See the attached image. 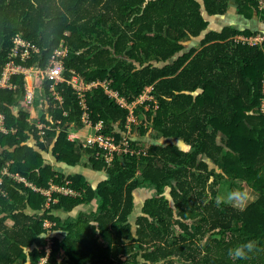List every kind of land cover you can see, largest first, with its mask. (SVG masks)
<instances>
[{
	"label": "trees",
	"instance_id": "16d2710c",
	"mask_svg": "<svg viewBox=\"0 0 264 264\" xmlns=\"http://www.w3.org/2000/svg\"><path fill=\"white\" fill-rule=\"evenodd\" d=\"M234 2L239 15L264 22V0ZM229 9L230 0H0V77L16 36L41 48L29 67H48L65 40L66 78L73 69L86 82L112 80L129 102L147 87L153 97L135 105L130 122V109L103 87L86 92V109L73 85L36 78L49 104L42 130L22 107L25 75L12 79L15 89L0 88V264H264V40L242 41L258 32L233 26L207 30L210 16ZM86 115L121 146L111 162L108 151L70 139ZM138 122L140 136L155 141L147 147L124 137ZM52 158L73 168L88 159L108 179L94 186L56 170ZM210 162L223 166V183L254 190L255 202L244 211L218 206L222 179L212 181ZM53 186L79 194L54 191L49 200L43 190ZM142 188L153 193L135 230ZM94 201L98 209L78 218L56 215ZM248 241L256 249L247 259L229 257Z\"/></svg>",
	"mask_w": 264,
	"mask_h": 264
},
{
	"label": "built area",
	"instance_id": "2783aa9c",
	"mask_svg": "<svg viewBox=\"0 0 264 264\" xmlns=\"http://www.w3.org/2000/svg\"><path fill=\"white\" fill-rule=\"evenodd\" d=\"M254 38V39H252ZM242 41H249L251 43L263 41L264 38L261 39V37L255 36L251 38H241ZM14 47L11 52L10 61L7 63L4 74L2 77H0V88L1 89H15L16 87L12 83V79L15 77V75L24 74L26 77L27 85V101L31 104L35 101V93L29 88V78L35 77V78H47L52 79L56 82V84H59L61 82H67L76 89L77 93L80 95V98L83 100L82 104L87 109L86 106V92L93 89H100L101 87L105 88L107 93L111 97H115L118 99L119 103L125 106L126 108L130 109V122H136V119L133 114V109L136 104L142 103L140 102V98L142 95H140L138 98H136L134 101L129 102L126 98L122 97L118 91H115L112 89L110 84L112 83V80H105V81H94V82H86L85 78L82 77L80 74L77 73L76 70H71L72 77L66 78L65 72H66V64H65V58L69 54V47L66 44V41L63 40L61 46L55 51L53 57L51 58V64L48 65L46 68H42L39 65V62L37 65L29 67L25 65L24 62H27L29 59H31L35 54L41 53V48L28 41L21 35H18L14 38ZM21 58L22 62H19L18 59ZM152 88V87H151ZM55 90V86H54ZM57 99L61 100L59 95L57 96ZM145 101V100H144ZM143 101V102H144ZM133 105V106H131ZM87 119L85 120L86 125L88 128H91L95 130L94 134L90 136L87 143L83 144L84 148H94L96 146H99L101 149H104L108 151V155L106 156L108 161L111 162L112 158L110 156H113L115 152L121 151V146L116 143V139L114 137H108L104 136L103 134H100L99 132L102 129V126H98L97 128L93 127V123L88 119V115H86ZM0 119L3 123L4 117L0 116ZM130 128V126H129ZM45 129V128H43ZM42 129V130H43ZM7 132L6 130H4ZM131 131L124 135V137H128V139L132 140L130 138ZM127 152H128V144L125 143ZM21 181L26 182L25 179H22ZM1 184V182H0ZM56 191L58 193H62L67 196H77L79 193L75 190H73L70 187H60V186H53L49 190H43V192L49 197V200H51L53 196V192ZM47 226H51V223H47ZM53 244V241L49 242L48 250L51 251V246ZM46 263L44 260L42 264Z\"/></svg>",
	"mask_w": 264,
	"mask_h": 264
},
{
	"label": "crops",
	"instance_id": "0c3cea01",
	"mask_svg": "<svg viewBox=\"0 0 264 264\" xmlns=\"http://www.w3.org/2000/svg\"><path fill=\"white\" fill-rule=\"evenodd\" d=\"M232 7L233 8L231 10L229 9V11L226 14H224V15H216V16H212V17L210 16L208 18L209 19V25H211L210 19L217 18L219 20L222 19L223 22H224V24L221 27V29L223 27H225V26H233V27H235V28H237L239 30L254 29V28L249 27V26H247V27L244 26L245 29L236 27V25H238L239 21H241V19H240L241 15L236 16V14H234V10L237 11V6L236 5H234ZM235 17H237V18H235ZM243 19L245 21H247V23H251L252 22L251 24H254L256 21H258V28L260 30L259 31L260 33H257V36L259 34H261L262 36L264 35V34L261 33V32L264 33V22L260 19L259 16H254L252 19H247V18L243 17ZM247 25H250V24H247ZM252 31H255V29L252 30ZM29 81H30L29 82V88L35 93V101L30 104L27 101V99H25L23 104H22V107L24 109H26V111H28L31 114L30 121L31 122H36L38 124V126L40 127V129H43L45 127H44V124L42 123V118L47 114V110L49 108V104L47 103L46 109L42 111V107H43L42 102L44 103L45 101L42 99V91L38 87V81H37V79L34 76L29 78ZM73 126H74L73 127L74 129H76V128H78V129H76L75 132L71 133L70 139L72 141H80V143H79L80 145H83V144L87 143L89 138H85V135L82 134V131H80V128L78 126H75V125H73ZM90 130H91V128H90ZM176 144L179 145L178 143H176ZM183 150L187 151V150H189V148L187 146H184ZM51 163L55 166L56 170L61 171V172L65 173L68 176L75 175V174L84 175L87 178V180L89 181V183L94 185V186H98V184H101L102 182H104V181H106L108 179V175L106 173L95 171L92 163L89 160L86 161V163H87L86 165L79 166V167H76V168L69 167V166H67L65 164H63V165L59 164L53 158H52ZM139 190H141L143 192L144 190L148 191L149 189L142 188V189H139ZM150 191H152V190H150ZM151 195L150 196H146L144 198V201L141 204H139V210L141 212L143 211V206L145 204V200L148 197H151ZM225 195L227 196V194H225ZM136 204H137V194H136ZM98 207H99L98 206V201H94L93 203H90V204H82V205L78 206L77 208H75L73 211H68L66 209H59V210L56 211V215L62 217L63 220H65V221L66 220H72V219L78 218L81 212H83V211H96L98 209ZM140 213L138 215H140ZM65 234H66L65 232H62V233H59L57 235L60 238H63L65 236Z\"/></svg>",
	"mask_w": 264,
	"mask_h": 264
},
{
	"label": "rangeland",
	"instance_id": "374dc122",
	"mask_svg": "<svg viewBox=\"0 0 264 264\" xmlns=\"http://www.w3.org/2000/svg\"><path fill=\"white\" fill-rule=\"evenodd\" d=\"M235 0H230V10L233 8L232 6L236 5ZM234 14H236V16H239L238 12L234 10ZM212 17V16H211ZM237 18V17H235ZM240 19L241 21H239L238 25H236V27H239V28H244L249 26V27H252L255 29V31H257L258 33H260L259 31V28H258V21H256L254 24H251V23H247V21H245L243 19L242 16H240ZM261 21V20H260ZM210 23L211 25L208 26L207 30H221V27L223 26L224 22L222 19H217V18H212L210 19ZM247 24H250V25H247ZM245 29V28H244ZM254 29H250V30H254ZM245 30H248V29H245ZM207 31H205L201 36L199 37H195V38H192L190 41H187L185 42V45H186V49H185V52L188 51L191 47H194V48H198L201 44V40L204 38V35ZM262 34H264L263 32H261ZM259 36L262 38H264V35L262 36L261 34H259ZM239 38H245L244 36H241ZM254 39V38H252ZM255 40V39H254ZM256 41V40H255ZM152 88L151 87H147L144 91V93L142 94V97L140 98V102L142 101H147V100H153V97L151 96L150 92H151ZM43 99V98H42ZM45 100V99H43ZM43 107H42V111L46 109V106H47V102L45 100V102L43 103ZM133 106V105H131ZM262 107H263V111H264V100H263V103H262ZM148 110V109H147ZM140 125V122L137 123V128H136V131L130 136L131 139H133L134 141H140V144L141 145H145L146 147L149 146L150 144L154 143L155 141H153L150 136H146V137H142L140 136V131H139V126ZM74 127V126H73ZM78 129V128H76ZM74 128L70 129V133L72 132H75ZM80 131H82V134L85 135V138H90V136H92L95 132V130L88 128H83L81 129L80 128ZM223 135H220L219 136V139H222ZM140 146V145H139ZM88 161V160H87ZM210 170H214L216 175H218V179H212V181H221L222 179V182H219L220 184L217 185V195L218 196H222V197H225L229 191L232 190V187L233 189L234 188H249V186L247 184H242L241 182L238 181V183H235L234 186L233 185H229V182L225 181V183H223V166L222 165H219V166H215L213 163L210 162ZM251 189V188H250ZM153 192L148 190V191H141V190H137L136 191V194H137V204H136V208H135V211L130 219V221L134 224L135 226V230H136V222H137V218H138V214L141 212L139 210V204H141L143 201H144V198L146 196H150ZM166 196L168 197L169 195V188L167 189L166 191ZM226 198V197H225ZM142 214V212L140 213V215Z\"/></svg>",
	"mask_w": 264,
	"mask_h": 264
},
{
	"label": "clouds",
	"instance_id": "9594fccd",
	"mask_svg": "<svg viewBox=\"0 0 264 264\" xmlns=\"http://www.w3.org/2000/svg\"><path fill=\"white\" fill-rule=\"evenodd\" d=\"M256 193L250 188H234L227 193L226 198L218 196L216 198V203L219 206L222 203H227L230 206L236 208L237 210L244 211L249 204L255 202ZM47 235H41V237H46ZM256 249L255 241H248L229 249L228 255L234 259H247L248 254Z\"/></svg>",
	"mask_w": 264,
	"mask_h": 264
},
{
	"label": "water",
	"instance_id": "95a60500",
	"mask_svg": "<svg viewBox=\"0 0 264 264\" xmlns=\"http://www.w3.org/2000/svg\"><path fill=\"white\" fill-rule=\"evenodd\" d=\"M178 144H179L178 146H181V147H184L185 146L184 144L179 143V142H178Z\"/></svg>",
	"mask_w": 264,
	"mask_h": 264
}]
</instances>
